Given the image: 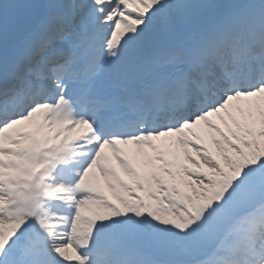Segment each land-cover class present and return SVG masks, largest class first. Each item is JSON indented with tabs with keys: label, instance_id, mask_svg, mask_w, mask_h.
Returning a JSON list of instances; mask_svg holds the SVG:
<instances>
[{
	"label": "snow or ice",
	"instance_id": "1",
	"mask_svg": "<svg viewBox=\"0 0 264 264\" xmlns=\"http://www.w3.org/2000/svg\"><path fill=\"white\" fill-rule=\"evenodd\" d=\"M0 264H264V0H0Z\"/></svg>",
	"mask_w": 264,
	"mask_h": 264
}]
</instances>
